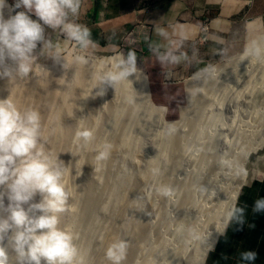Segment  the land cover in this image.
I'll return each instance as SVG.
<instances>
[{
    "label": "bare ground",
    "instance_id": "obj_1",
    "mask_svg": "<svg viewBox=\"0 0 264 264\" xmlns=\"http://www.w3.org/2000/svg\"><path fill=\"white\" fill-rule=\"evenodd\" d=\"M9 14V10L5 9V18H8ZM258 42L264 45V38L259 39ZM74 55L72 57L64 59L62 58L59 62L56 61L53 69H50L44 73H40L35 78L28 79L26 82H24L26 83L25 87L23 86L24 89L27 91L28 88V91H33L34 98L37 103L48 104L55 99L56 94L51 88V84L55 85V87H60V78L63 72L69 69L71 73L70 80H75L77 82L79 78H83V81H78L80 83L76 85V92L72 91V96L63 101L64 107L71 109L74 104H81L84 100L81 90L83 91L85 88H90L91 85L97 86L98 77L102 74V71L107 70V66H110L109 58L118 54L101 59H86L87 63H79L75 60V57L77 56H83L85 58L83 52L75 51ZM102 61L105 62L104 65H102ZM8 63L11 62L8 61ZM64 63L67 65L66 68L63 67ZM130 79L132 80L131 83L127 81L121 82L117 84L114 88L115 90H113L115 92H122L126 90L124 93H127V89L125 87L132 85L137 88L138 95L134 96L135 98L133 101L131 100L132 95L130 96V100L132 102L128 100L129 98L126 99V96V98H123L120 103H114L115 106L111 107L113 109L110 111V115L107 116L108 119L105 122V130H100L99 132L95 130L96 132L94 134V138L86 148L81 146L83 142L80 141L78 143L79 145L77 146V152L79 154L86 152L90 147L93 149H98L101 144H104L106 140L115 139L116 137H112V139L108 138L113 136L111 133L117 128H120V136L116 141L117 146L126 147L128 152H132L131 150H133V148L135 149V144L137 142L131 140L130 128L134 123L139 121L144 123L146 129L140 130L139 134L141 136L138 134L140 138H143V135H148L151 137L157 133V131H155L156 127L150 125L152 124V118L155 114V110H157L158 107L154 104L152 105L149 100L147 81L143 73L139 80H137L135 77H130ZM240 80L243 81L244 84H241ZM72 81H70L66 87H73L76 82L72 83ZM227 81H230L231 83L227 86H224ZM252 82H256L257 85H260V87L257 88L258 86H256V84H252L249 88ZM189 83L190 104L194 102L191 100L196 99V92H201L204 94L203 96L201 95L202 98L199 97L200 100H198L199 105L197 108V113L195 112L194 118H191L192 121L190 126L195 133V139L200 140L203 138L201 130L198 129V127H195L196 120L202 119L200 117L203 113V110L205 112L207 109H211L216 104L219 105L221 112L225 111L227 114L232 115V121H228L229 124L228 126L226 125V132L229 131L232 133L233 142L229 146L226 145L228 151L225 153V155H219L217 153L215 154L214 150L212 149V144H208L209 142H207L208 145H204L209 151L201 159L202 161L200 165L203 168L204 166L212 163L213 167L208 168L206 176H204L205 181H201L203 183L200 185V191L202 193L200 199H196L194 193V189L196 188L191 185L193 183H189L190 181L188 182L185 180L187 183L182 185V187L180 186L181 191L179 193H184L186 195L181 208L184 210L191 208L192 210L190 215L189 213L187 214L189 216L187 217V222H181V220L174 223V233H170L171 227L169 226L172 223H167V213L164 214L166 216H164L163 219L160 213L159 216L162 220H159L160 224L158 226L156 225L153 230L149 229L143 220L135 217L131 213V210H134L136 213L140 214L141 201L139 199L138 193L133 195L127 204L125 211H123L120 215V223H122L121 228H124L126 231L130 225H133L136 232L145 230L149 233H157V235L160 237V244L156 245V242L151 237H149L144 244L137 247L138 255L140 257L143 256L148 264L205 263V260L210 252H207V247L209 245L212 246V249L215 247L219 236H221V233L217 229L222 230L224 228V221L227 213L235 208L241 189L247 183L249 177L248 164L251 163V154L253 152H257L264 146V58L256 59L250 57L248 59L241 60V56H239L236 61L227 63L220 68L215 67L200 73L195 78L190 80ZM188 84L187 86L189 88ZM18 85V79L11 82L10 84L7 83L6 79L2 80L0 99L7 98L9 95L8 89L11 92V97H14L12 94H14ZM21 85H23V83H21ZM49 86L51 89H49ZM110 88L112 89V87ZM230 92L236 93L234 96H232ZM122 94L123 93H121V95ZM127 100L130 102H127ZM116 122L119 123L120 127L115 125ZM217 123L220 125L221 122ZM82 126V116L77 114L74 117V120L70 121L68 124H65V126L58 127L53 132V143L49 144L45 148L46 151H49L54 156L59 154V158L67 165L69 162H71L69 152H71L70 149L72 146H74L70 144L73 138H75L76 132L80 130ZM96 126L94 125V127ZM43 132L44 131L42 130V133ZM43 134L45 135V133ZM210 139L211 137L208 138V141H213V139ZM164 140L165 137H162L160 142L162 143ZM180 141V137L179 139L177 138V144H175L176 156L173 158V160H169L168 162L166 161V166L164 165V167H162L163 171H166L170 176L167 177L169 186L172 183V176H174V174H176L179 169L181 158L185 155L188 157L193 156L190 150V145L181 144L179 143ZM211 151L214 152V155L210 154ZM97 155L98 153L91 154L88 157V163L92 164V166L94 165L97 168L94 172L96 175H98L100 172L98 168L101 167L102 164V160L98 161L96 159ZM80 160L81 158L78 161ZM147 162L148 163L144 170L136 177L127 175V173H120L118 175L115 174V177L111 179L108 177L110 180H108V184L103 190L101 189L102 186L100 185V180H98L99 182L94 185L89 179H85L86 182L80 183L77 188H75L73 197L70 201L71 209L68 212L65 211L64 213L60 214V227L71 230L75 235V239L81 236L83 237L84 245L81 247L79 252V256L83 258V261L87 256L88 248L94 240V237L97 236L102 230L106 229L105 224L103 223V216L105 214L109 215L108 209L112 204L117 202V199L120 197L119 192H121L123 188L126 187L127 183H129L127 189L131 185H135V187L137 186L140 188L146 183L147 180H149L150 176L152 177V175H155L157 170L155 157L148 159ZM71 166H73V164ZM68 174L65 176L66 184ZM195 179L199 184V181L203 179V177L201 178L200 175H197ZM101 190L105 191L104 198H102V195L99 194ZM164 192L161 193L163 197L165 195L167 196L168 193L167 191L166 193ZM5 194L7 197L6 189ZM160 195L159 198H161ZM38 197L39 194L35 197L34 202L39 201L40 197L39 199ZM8 215L9 211L7 208H5V206H1L0 217L6 218ZM110 218L112 220V215H110ZM184 223L186 224L183 225ZM114 234L116 236L119 234L118 229L114 231ZM124 236L126 237L124 234L122 235V238H125ZM124 242H126V240ZM127 244L128 243H126V245ZM148 249L152 251L153 255L148 252ZM140 250L142 251V254L140 253ZM9 255L10 257H14L15 255L11 248H9ZM125 262L126 264L128 263L127 261Z\"/></svg>",
    "mask_w": 264,
    "mask_h": 264
},
{
    "label": "rangeland",
    "instance_id": "obj_2",
    "mask_svg": "<svg viewBox=\"0 0 264 264\" xmlns=\"http://www.w3.org/2000/svg\"><path fill=\"white\" fill-rule=\"evenodd\" d=\"M7 1L9 4H11L9 2L10 0ZM14 14L15 12H12V15ZM32 19L33 20L38 19L34 15V13ZM43 27H44L45 38L47 40L53 41L55 47L51 50H44V52L41 54L42 45L38 43L37 49L33 53V55L36 56V59L32 65V72L26 78H22V79L18 78L19 85L17 86L14 94H12L14 95L12 99L16 103L18 108L24 109L27 107H34L40 112L42 118L41 123L43 126L42 130L44 131L43 133H45V135L43 134L44 135L43 137L45 138V148L49 144L53 143L54 140L53 132L58 127L65 126V124H68L70 121L74 120V117L77 114H80L83 119V126L81 127L80 130H83L85 128L91 129L94 132V134L96 131L99 132L100 130H105L104 127L106 125L105 122L108 119L107 116L110 115V111L113 109L111 107H114L115 104L120 103L123 98H126V96H127L126 99L129 98L128 100H130V96L132 95L131 100L133 101V99L135 98L134 96L138 95L137 88L131 85L125 87L127 89V93H124L126 92V90L122 92L120 90H119L120 92H115L114 91L115 89L113 90V88L111 89L109 86H106V91L104 95L100 96L98 94L99 91L98 87L96 85L94 86L91 85L90 88L88 87L87 89L85 88V90L83 91L81 90V94L84 99L83 102L81 104L76 103L71 107V109H67L66 107H64L63 101L68 99V97L72 96V91L76 92V85L80 83L78 81H83V78L81 79L79 78L77 82L75 80L74 81L70 80L71 73L70 70L68 69L63 72L60 78L61 79L60 80L61 83L59 85L60 87L58 86L55 87V85L53 84H51L52 86L50 85L56 94L55 99L48 104L37 103L35 101L33 91L32 90L28 91L29 90L28 88L27 91L24 89L26 84L24 82H26L28 79L35 78L40 73H44L49 71L50 69H53L56 60H54L51 57L52 54H54L56 51H59L61 59L62 58L64 59V58L72 57L75 51L76 52L79 51V52H83V54L85 55V59H101V58L113 56L115 54H119L121 52L127 55L129 50H133L136 52L138 63L141 65V67L145 72L143 73V75L147 81V86L149 88L148 93H150L151 95V101L153 102V104L158 107V109L155 110V114L153 115L152 118V124L150 125L156 127L155 131H157V133L153 135L154 137L143 135L142 136L143 138H140L141 135L139 134V132L140 130L145 129L144 123L141 121L134 123L130 128V134H131L130 137L132 141H136L137 143L135 144L136 146L135 149L133 148V150H131L132 152H128L126 147L117 146L116 141L120 136V128L115 129L111 133L113 136L108 138V139H112V137L114 138L116 137L115 139L106 140L104 144H101V146L98 149H93L90 147L86 152H82L83 154L82 153L79 154L77 152L78 151L77 146L79 144L78 142L74 141L76 139L73 138L70 144V145H74L72 146L73 149L72 148L70 149L71 152L68 151L71 164H70V172H68L70 175L67 173L68 174L67 186L72 192H74L75 188H77V186L80 183L86 182L85 179H89L90 182L94 185L99 182L98 180H100L101 181L100 185L102 186L101 189L103 190L104 187L108 184V180L115 177L114 176L115 174L118 175L120 173H127V175L136 177L144 169L136 175H132L129 173H131L137 168H143V167L145 168L148 163L147 162L148 159L155 157V160L158 163L155 162L157 170L155 175L154 176L152 175L153 178L150 176L149 180H147L148 182L146 181V183L142 185V187L140 188L137 186L135 187V185H131L127 189L126 194L124 193L123 190L119 192L120 197L117 199V202L112 204L108 209L109 215L105 214L103 216V223L105 224L106 229L102 230L97 236L94 237V240L92 241L90 247L88 248V253L84 260V264H88V263L111 264V261H109L106 257L107 248L112 244V242L114 243L117 241L126 240V243L128 244L126 245L124 259L121 261V264H126L125 261L128 262L127 264H134L135 260H136L135 264H148V262H146L143 256L140 257L138 255L137 247L144 244L149 237H151L156 242V245H158L160 244V237L155 232L149 233L145 230L136 232L134 230L135 227L133 225H130V227L127 228L125 231L124 228H121L122 223H120L121 222L120 215L122 214L123 211H125L127 204L129 203L133 195L138 193L139 199L141 201V212H139L140 214H138L134 210H131V213L140 220H143L149 229L153 230L156 225L158 226L160 224L159 220H162L163 217L166 216L164 215L166 213L168 215L166 216L167 223L170 224L172 223L169 226L172 228V229L170 228V233H174L175 227L173 225L176 221L179 222L182 220L181 222H187V217H189L187 214L189 213L190 215L192 209L185 208L186 210H184L181 208L186 195L184 193H179L181 191L180 188L182 187V185L186 184L187 181L188 182L190 181L189 183L190 184L193 183L191 185L196 188L194 189L196 199H200L202 194L200 191L201 190L200 185L203 183L201 181H205L204 176H206V172L208 171V168L213 167L212 163L204 166L203 168L200 165L202 161L201 159L209 151L205 148V146L208 144H212V149L214 150L215 154L217 153L219 155H225V153L228 151L227 146H229L233 142L232 133H230L229 131L226 132L229 122L232 121V115L227 114L225 111L221 112L219 105L216 104L214 105L215 108L214 107H212L211 109L209 108L207 109L208 111L206 110L205 112L203 110V113L201 114L200 117L202 118L200 119L201 121L199 119L196 120L195 127H198V129L201 130L203 138H201L200 140L195 139L196 138L195 133L193 132L192 127L190 126L192 121L191 118H194L195 112L197 113V108L199 105L198 100H200L199 97L202 98L204 94H202L201 92L200 93L196 92L197 94V95L195 94L196 99L191 100L194 101L192 103L193 105L190 104L189 82L200 73H203L215 67L220 68L226 65L227 63L236 61L239 58V56H241L242 53L244 52L245 47L251 44V42L253 41L251 40L252 37L251 39L249 37H246L245 30L239 28L238 38H237L238 43L241 45V49L239 51L235 53H225L223 57L220 59V61L206 67L202 71L191 74L190 76L186 77L181 81H173L170 78H166L161 85H154L152 82V78L148 73V70L145 65L146 52L143 49V42L138 38H136L137 37L136 35L128 36L121 43L120 46L110 51L93 52L88 50L87 48H82L81 46L77 45L75 41L68 40L67 38L59 39L54 29L46 25H44ZM70 81H72V83L73 82L76 83L71 88L66 87V85L70 83ZM21 83H23V85H21ZM230 83H231L230 81H227L224 84V86H227ZM240 83L244 84L243 81L241 80ZM187 84L189 85V88ZM252 84L253 85L256 84V86H258L257 88L260 87V85H257L256 82H252L249 88L251 87ZM50 86L49 89H51ZM1 87H2V80H0V89ZM108 87L110 90L108 89ZM23 90L25 91V93ZM121 93H123L122 94L123 96L121 95ZM230 93L232 96H234L236 92L235 93L230 92ZM128 100L127 102L131 101ZM88 119H90L91 121ZM217 122H221L220 125ZM170 123L172 124L170 125ZM94 125L97 126L94 127ZM115 125L120 127L119 123L117 122L115 123ZM50 132L52 133V135ZM162 137L163 138L165 137V140L161 143L160 140L162 139ZM179 137L181 139L179 143L190 145V150L193 156L188 157L187 155H185L181 158L179 169L176 172V174L172 176L173 177L171 179L172 183L169 186L168 178H167L169 175L167 174L166 171H163L162 167H164V165L166 166V161L167 162L169 160L171 161L176 156L175 144H177V138L179 139ZM210 137L211 139H213V141H208V138ZM207 142L209 143L207 144ZM100 151H106L107 156L105 159L102 160L101 167L98 168V170H100L99 172L100 174L98 173V175H96L94 172L96 171L95 169L97 168L94 165L92 166V164L88 163L89 162L88 157L91 154H97ZM214 152L211 151L210 154L214 155ZM80 158L81 160L78 161ZM250 162L251 163L248 164L249 177L247 183H251L252 180L257 177L258 179H262L264 175V146L261 149H259L257 152H253L251 154ZM72 164L73 166H71ZM197 175H200L201 178L203 177V179L199 181L200 182L199 184L195 179ZM247 183L241 189L235 208L237 207V205H239L238 203L240 201V197L244 194ZM102 190L100 191L99 194H101L102 198H104L105 191ZM166 191L168 192L167 196L165 195L163 197L161 193L163 192L166 193ZM0 193L3 194L2 207L5 206V208H7L8 210L9 201L8 199H6L7 197L5 194V188H0ZM159 195L161 196V198H159ZM72 197L73 195L70 197L68 201V206L66 210L67 212L71 209L70 201ZM160 213L162 215V219H160L161 218L159 216ZM110 215H112L113 217L112 220L110 218ZM185 224L186 223H184L183 225ZM228 227L225 229L223 234H225ZM117 229L119 234L116 236L114 234V231ZM124 234L126 235V237L124 236L125 238H122V235ZM223 234H221V236ZM9 235H11V232H9ZM221 236H219V238ZM78 238L75 239V243L80 252L81 247L84 245V241L82 236ZM5 245H7V238L5 239ZM148 252L151 255H153L150 249H148ZM140 253L142 254L141 250ZM206 260L204 264H206Z\"/></svg>",
    "mask_w": 264,
    "mask_h": 264
},
{
    "label": "clouds",
    "instance_id": "obj_3",
    "mask_svg": "<svg viewBox=\"0 0 264 264\" xmlns=\"http://www.w3.org/2000/svg\"><path fill=\"white\" fill-rule=\"evenodd\" d=\"M21 8L25 11H16ZM5 9L9 10L8 18H5ZM79 9L80 0H15L13 5L0 0V80L6 79L10 84L28 77L38 43L42 45L41 54L55 47L53 41L45 38L44 25L60 29L68 40L82 48L92 44L90 30L68 19L69 14L77 16ZM29 13H34L38 19L33 20ZM158 32L166 35L163 29ZM169 55L158 59L167 60ZM51 57L57 62L61 60L59 51ZM250 57L264 58V45L258 41L247 45L241 60ZM75 60L87 63L83 56ZM109 62L110 66L98 77L100 96L104 95L106 86L114 89L121 82L131 83L130 77L141 78L135 51L129 50L126 56L119 53L109 58ZM63 67L67 65L64 63ZM8 91L7 98L0 99V188L6 189L9 201V215L0 217V264H84L74 233L60 227V214L67 210L73 195L65 182L71 162L66 165L59 154L54 156L46 151L40 112L34 107L18 108ZM93 138L94 132L87 128L75 134L76 141H82L81 146L85 148ZM106 156V151H100L96 159L103 160ZM38 194L40 199L34 202ZM2 204L3 194L0 193V206ZM253 211L264 212V198L255 201ZM244 212L242 207L229 211L224 228L217 230L223 234L233 220L243 223ZM9 248L14 257H10ZM125 249L126 242H114L107 248L106 257L111 264H121ZM211 250L209 245L207 252ZM256 258L254 251L240 253L242 264H254Z\"/></svg>",
    "mask_w": 264,
    "mask_h": 264
},
{
    "label": "crops",
    "instance_id": "obj_4",
    "mask_svg": "<svg viewBox=\"0 0 264 264\" xmlns=\"http://www.w3.org/2000/svg\"><path fill=\"white\" fill-rule=\"evenodd\" d=\"M9 2L13 5L15 0ZM68 19L90 30L92 44L86 48L93 52L110 51L136 35L143 42L152 82L161 85L166 78L181 81L220 61L225 53L239 51V28L253 41L263 38L264 0H80L78 15L69 14ZM205 26L208 31H203ZM55 31L59 39L66 38L60 29ZM168 53L167 60L158 59ZM137 67L145 73L138 61ZM245 189L236 207L245 209L243 223L229 224L206 264H242L244 251L256 252L254 264H264V212L253 211L255 201L264 198V175Z\"/></svg>",
    "mask_w": 264,
    "mask_h": 264
},
{
    "label": "water",
    "instance_id": "obj_5",
    "mask_svg": "<svg viewBox=\"0 0 264 264\" xmlns=\"http://www.w3.org/2000/svg\"><path fill=\"white\" fill-rule=\"evenodd\" d=\"M148 90H149V88H148ZM149 99H150V101H151V95H150V93H149ZM151 103L153 104V102L151 101ZM172 123H170V125H171ZM173 126V125H172ZM171 126V127H172ZM144 169V167L143 168H137V169H135L134 171H132L131 173H129V174H132V175H136V174H138L140 171H142ZM129 186V183H127V185H126V187H124V189H123V191H124V193L126 194L127 192V187Z\"/></svg>",
    "mask_w": 264,
    "mask_h": 264
},
{
    "label": "built area",
    "instance_id": "obj_6",
    "mask_svg": "<svg viewBox=\"0 0 264 264\" xmlns=\"http://www.w3.org/2000/svg\"><path fill=\"white\" fill-rule=\"evenodd\" d=\"M203 31H208V27H207V26L203 27ZM206 39H207V37L204 36V37L202 38V41H205Z\"/></svg>",
    "mask_w": 264,
    "mask_h": 264
}]
</instances>
